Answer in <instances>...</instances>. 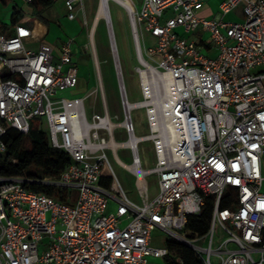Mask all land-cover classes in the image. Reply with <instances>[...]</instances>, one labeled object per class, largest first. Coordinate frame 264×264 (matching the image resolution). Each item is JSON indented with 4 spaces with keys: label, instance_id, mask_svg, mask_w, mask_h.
<instances>
[{
    "label": "built area",
    "instance_id": "2783aa9c",
    "mask_svg": "<svg viewBox=\"0 0 264 264\" xmlns=\"http://www.w3.org/2000/svg\"><path fill=\"white\" fill-rule=\"evenodd\" d=\"M20 1L29 6L34 0ZM61 2L75 20L83 0ZM204 5L205 0H129L121 6L137 61L142 99L136 103L127 98L107 8L103 19L123 113L116 123L99 69L95 17L86 49L101 113L87 110V96L58 97L78 84L73 39L55 51L32 48V30L25 25H16L12 36L0 33V157L9 129L28 135L30 121L40 118L50 146L72 160L57 177L0 175V264H149L167 256L164 246L152 244L153 231L189 247L201 264H264V72H255L264 67V0H223L208 19L200 16ZM239 6L242 21L224 20ZM196 32L209 34L216 57L203 53L201 41L184 36ZM146 35L153 46H144ZM135 108L145 110L147 135H135ZM116 128L125 142L116 140ZM142 142L153 147L152 169L142 168ZM121 147L129 149L131 165L118 158ZM107 150L134 176L137 200L122 187ZM152 177L158 193L149 198ZM28 183L57 189L66 202L31 191ZM208 197L209 226L200 234L188 228V218L200 215Z\"/></svg>",
    "mask_w": 264,
    "mask_h": 264
},
{
    "label": "rangeland",
    "instance_id": "374dc122",
    "mask_svg": "<svg viewBox=\"0 0 264 264\" xmlns=\"http://www.w3.org/2000/svg\"><path fill=\"white\" fill-rule=\"evenodd\" d=\"M99 0H83L82 10L77 14L75 20L71 21L65 15L63 6L60 1L56 2L53 9L58 13L56 23L51 24L49 32L45 37V43L51 45L56 51L60 45L69 39H73V63L78 69V84L74 88H68L59 91L58 97L71 99L74 96H87L85 106L88 111L101 113L102 107L100 103V94L97 90L98 82L94 70L93 62L90 57V51L86 49L89 44L88 32L92 24L93 18L98 9ZM109 10L112 21V31L114 35L115 45L118 53L119 62L122 69L124 85L128 101L136 103L141 101L142 94L139 82L135 74L137 65L134 45L131 36V29L125 10L117 3L110 1ZM3 22L8 25L9 30L13 27L9 24L6 17ZM87 22V25L84 24ZM181 32V30H179ZM208 33H205L204 39L207 40ZM196 39L195 36H190ZM94 41L96 45L97 57L99 61V69L101 73L102 83L106 100L109 107V113L113 122H120L123 117L122 107L120 104V95L118 82L113 65V59L110 53L109 38L106 22L101 18L94 32ZM154 45L153 39L144 36V46L150 47ZM131 117L134 125L135 135L144 136L149 133L145 110L143 108H135L131 111ZM31 129L37 131L47 130L46 124L40 118H34L30 121ZM115 137L118 142H125L127 136L119 129H115ZM30 140H25V147H29ZM118 158L125 164L131 165L132 156L129 149L121 147L117 151ZM106 155L112 165L114 173L119 179L122 187L126 190L127 195L137 200V191L135 178L130 172L120 166L111 152L106 151ZM139 159L143 169H152L155 165L153 147L150 142H142L139 145ZM155 177L148 178V196L154 198L158 193V187L155 183ZM179 233V232H178ZM168 234L163 231L152 232V244L157 247H163L167 241ZM150 264H163V259H149Z\"/></svg>",
    "mask_w": 264,
    "mask_h": 264
},
{
    "label": "trees",
    "instance_id": "16d2710c",
    "mask_svg": "<svg viewBox=\"0 0 264 264\" xmlns=\"http://www.w3.org/2000/svg\"><path fill=\"white\" fill-rule=\"evenodd\" d=\"M13 0H0V5L9 6ZM58 0H34L29 5L31 12L25 13L21 8L13 7L10 24L32 22L38 20L46 27L53 23L43 13L50 7H53ZM42 27L36 24L34 32L42 31ZM29 139V147H25V140ZM3 141L6 147L5 153L0 157V175L1 176H23L28 180H41L45 177L59 176L71 163L70 156L64 151L52 148L49 144L47 130L37 131L29 130L28 135L9 129ZM108 184V180L104 181ZM25 187L36 193H43L63 202V192L43 186L38 183H28ZM226 203H223L225 206ZM212 210V198L208 197L206 205L198 216L188 218V228L192 231L203 234L207 231ZM167 250V256L163 264H201L196 254L186 245L167 240L164 244Z\"/></svg>",
    "mask_w": 264,
    "mask_h": 264
},
{
    "label": "crops",
    "instance_id": "0c3cea01",
    "mask_svg": "<svg viewBox=\"0 0 264 264\" xmlns=\"http://www.w3.org/2000/svg\"><path fill=\"white\" fill-rule=\"evenodd\" d=\"M58 1L61 2V0H58ZM222 1L223 0H205V5H204L203 9L200 11V16L203 18H207V19L213 17L215 14L218 13L219 5L221 4ZM61 4H62V2H61ZM15 6L21 8L25 13L31 12L30 7L28 5L23 4L20 0H13V2L9 6H6V7L0 5V33L4 34L6 36H12L14 34V27L16 25H25L29 29L32 30L33 39H32V43L30 45L32 48L35 49L41 45H48V46L52 47L51 45L44 42L45 37L49 32V28L44 26L38 20H34L32 22L19 23L16 25L10 24V16H11L13 7H15ZM62 6H63V4H62ZM63 9H64V7H63ZM64 12H65V10H64ZM43 14L46 17H48L54 24L56 23V21L58 19V13L53 9V7L48 8ZM3 17L7 18V20L9 21V24L13 27L12 30H9L8 25L5 22H3V19H4ZM242 19H243V15H242L241 6L237 7L232 12H230L224 16V20L230 21V22H240V21H242ZM36 24L41 25V27L43 29L41 32L38 31V32H35L36 34H34V29L36 27ZM184 36L188 39H191V38H189L190 36H195V38H196L195 40H199L203 44V53L206 56H208L210 58H214L217 56L218 50L215 47H212L210 45L208 38H207V40L204 39L205 33L196 32L193 35L186 34ZM255 72L256 73L264 72V67L257 68L255 70Z\"/></svg>",
    "mask_w": 264,
    "mask_h": 264
},
{
    "label": "bare ground",
    "instance_id": "6f19581e",
    "mask_svg": "<svg viewBox=\"0 0 264 264\" xmlns=\"http://www.w3.org/2000/svg\"><path fill=\"white\" fill-rule=\"evenodd\" d=\"M110 1H113L122 7H125L127 5V3L129 2V0H100L97 12L95 14L96 20H95L94 25H96V22H98L101 18H107L108 19L107 8L109 9V2ZM34 34H36V33L34 32Z\"/></svg>",
    "mask_w": 264,
    "mask_h": 264
}]
</instances>
